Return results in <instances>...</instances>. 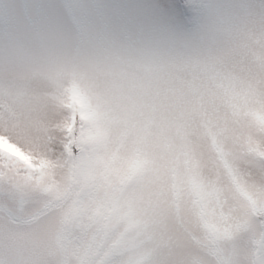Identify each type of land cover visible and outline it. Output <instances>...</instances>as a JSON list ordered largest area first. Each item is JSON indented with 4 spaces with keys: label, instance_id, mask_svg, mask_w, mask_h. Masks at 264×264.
I'll list each match as a JSON object with an SVG mask.
<instances>
[{
    "label": "snow or ice",
    "instance_id": "obj_1",
    "mask_svg": "<svg viewBox=\"0 0 264 264\" xmlns=\"http://www.w3.org/2000/svg\"><path fill=\"white\" fill-rule=\"evenodd\" d=\"M0 264H264V0H0Z\"/></svg>",
    "mask_w": 264,
    "mask_h": 264
}]
</instances>
